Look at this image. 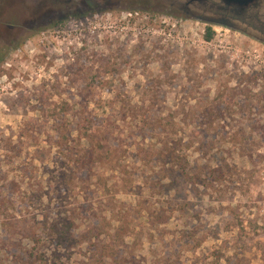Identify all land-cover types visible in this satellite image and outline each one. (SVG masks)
<instances>
[{"label": "rangeland", "instance_id": "obj_1", "mask_svg": "<svg viewBox=\"0 0 264 264\" xmlns=\"http://www.w3.org/2000/svg\"><path fill=\"white\" fill-rule=\"evenodd\" d=\"M124 1L58 11L0 0V264H42L48 226L73 216L78 232L104 217L130 223L128 247L106 264H264V43L187 18L172 6L184 0ZM120 108L174 121L191 166L220 168L208 189L174 193L154 158L162 138L136 122L121 124L111 164L74 169L78 123L121 119ZM13 181L22 190L4 187ZM64 256L58 264H100L87 246Z\"/></svg>", "mask_w": 264, "mask_h": 264}, {"label": "trees", "instance_id": "obj_2", "mask_svg": "<svg viewBox=\"0 0 264 264\" xmlns=\"http://www.w3.org/2000/svg\"><path fill=\"white\" fill-rule=\"evenodd\" d=\"M213 37V30L208 28L206 41H212ZM4 50H6V47L0 45V67L4 63L6 57ZM92 88L93 87L86 85L84 89H87L89 92L93 90ZM89 101L90 100L85 101L86 107H89ZM119 112L120 115L122 114L121 119L113 120L111 117L102 120L100 118H86L78 123V131L82 134L83 138H85L86 144L83 148V154L80 156L77 155V157L74 158V163L76 164L72 166L74 169L77 168L78 165L86 169L89 167L90 162L95 159L99 164H111L113 160L112 157L117 152L115 149H118L119 146H114V137L118 132L119 134L121 133V124H133L136 122L141 127L143 126V133L151 130L157 131L159 137L162 138V147L154 153V158L161 166L162 173H164L167 183L169 181L170 184L176 185V187L173 186L172 188L174 193L182 196L184 192L192 193L193 191H198L200 188L208 189L209 181L211 180L210 175L212 174L215 176V173H218L220 168L207 172V170L202 169L197 171V169L191 166L189 156L186 150H184V140L177 137L178 133L174 121L157 119H153L152 121L137 120L135 116L137 113H135L134 110L126 114L125 108H120ZM134 116L135 120L133 121ZM56 130L59 133L58 139L60 141L67 140V133L71 132L69 126L66 124H60L57 126ZM14 149L16 150V148ZM20 153L21 150L18 149L17 155L19 156ZM219 175L220 174H218V176ZM67 177L70 179L69 182H71L73 175H68ZM186 186L188 188H185ZM4 187H9L10 190L14 191L22 190L21 184L16 181ZM0 195H5L2 187L0 188ZM6 201L7 199L4 197L3 203L6 204ZM111 208L112 206H107L104 210L98 211L109 212ZM73 211L75 212V210ZM96 217L97 216L85 219L87 221V219H95ZM164 217V215L157 216L155 220H160L159 222L165 225L167 221H165ZM79 219V216L66 217L54 220L52 224L48 226L47 238L50 240L53 250L50 254H48V252H45L44 255L42 253L36 254L37 256L40 255L42 264H49L47 261L49 258L54 261L53 264H58L57 260L63 261L64 255L82 246H87L88 251H92L94 258L97 257L100 264H106L107 259H114L119 251H123L124 248L128 247L126 239L131 229L129 222H120V220H117L112 224V222L107 221V217H104L99 218L96 224L91 223L89 226L85 227L84 231L78 232ZM106 234L109 237L108 244L100 245L98 242L99 239ZM42 240L43 238H35L34 241L35 243L36 241L38 243H43Z\"/></svg>", "mask_w": 264, "mask_h": 264}, {"label": "flooded vegetation", "instance_id": "obj_3", "mask_svg": "<svg viewBox=\"0 0 264 264\" xmlns=\"http://www.w3.org/2000/svg\"><path fill=\"white\" fill-rule=\"evenodd\" d=\"M64 0H56L60 4ZM227 3L225 0H184L185 12L205 23L229 28L233 31L248 35L264 43V22L261 20V11L264 10V0H254L251 3ZM88 7L90 4L103 8L105 6H122L124 0H80ZM7 26L5 37L13 36L14 29ZM1 39V37H0Z\"/></svg>", "mask_w": 264, "mask_h": 264}, {"label": "water", "instance_id": "obj_4", "mask_svg": "<svg viewBox=\"0 0 264 264\" xmlns=\"http://www.w3.org/2000/svg\"><path fill=\"white\" fill-rule=\"evenodd\" d=\"M46 1H49L53 5L57 6L56 9L58 11L63 10L64 7L65 8L67 7V9H73L77 5L75 3V0H64L61 4L59 2H56V0H46ZM143 1H145V0H140V3H142ZM239 1L240 0H225V2H227V3H240ZM253 1L254 0H243V3L247 4V3H251ZM184 4L185 3H173L172 6H174L177 10L182 12V14H184L187 18L198 20V18H195V17H193V16H191L188 13L185 12ZM42 16H43L42 14L39 15V17H42ZM10 28L14 29V27H10Z\"/></svg>", "mask_w": 264, "mask_h": 264}]
</instances>
